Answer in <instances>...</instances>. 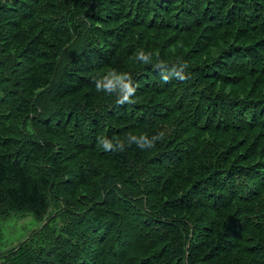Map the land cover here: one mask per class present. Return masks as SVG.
<instances>
[{
	"label": "trees",
	"instance_id": "obj_1",
	"mask_svg": "<svg viewBox=\"0 0 264 264\" xmlns=\"http://www.w3.org/2000/svg\"><path fill=\"white\" fill-rule=\"evenodd\" d=\"M112 70L134 103L96 91ZM20 215L5 264H264V0H0V221Z\"/></svg>",
	"mask_w": 264,
	"mask_h": 264
},
{
	"label": "clouds",
	"instance_id": "obj_2",
	"mask_svg": "<svg viewBox=\"0 0 264 264\" xmlns=\"http://www.w3.org/2000/svg\"><path fill=\"white\" fill-rule=\"evenodd\" d=\"M137 61L149 63L151 60V53L145 54L141 50L136 56ZM157 68L162 69L161 77L164 82H169L172 78L179 81H185L188 77L185 75L187 63H181L178 67H173L171 72H168L164 64L161 62L156 65ZM94 84L97 92H104L109 95L116 94V103L119 105L132 104L134 101L131 99L136 94V87L133 86L131 74L118 73L116 70L108 72L99 78L94 79ZM165 132L160 131L158 134L153 135L151 138L148 136H135L128 137V145L136 144L141 150H149L156 147L158 141H163ZM98 147H102L104 151H124L125 144L123 141L113 143L112 140L103 138L98 139Z\"/></svg>",
	"mask_w": 264,
	"mask_h": 264
},
{
	"label": "rangeland",
	"instance_id": "obj_3",
	"mask_svg": "<svg viewBox=\"0 0 264 264\" xmlns=\"http://www.w3.org/2000/svg\"><path fill=\"white\" fill-rule=\"evenodd\" d=\"M37 225L31 216L26 215L10 216L0 221V264L9 262L10 257L18 253L21 244L35 231ZM37 242L41 243L42 239Z\"/></svg>",
	"mask_w": 264,
	"mask_h": 264
}]
</instances>
